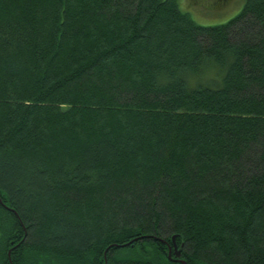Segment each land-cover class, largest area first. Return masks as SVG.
Instances as JSON below:
<instances>
[{
  "label": "trees",
  "instance_id": "trees-1",
  "mask_svg": "<svg viewBox=\"0 0 264 264\" xmlns=\"http://www.w3.org/2000/svg\"><path fill=\"white\" fill-rule=\"evenodd\" d=\"M176 246L264 264V0L214 26L179 0H0V264Z\"/></svg>",
  "mask_w": 264,
  "mask_h": 264
},
{
  "label": "rangeland",
  "instance_id": "rangeland-1",
  "mask_svg": "<svg viewBox=\"0 0 264 264\" xmlns=\"http://www.w3.org/2000/svg\"><path fill=\"white\" fill-rule=\"evenodd\" d=\"M246 0H179L184 12H188L193 20L203 26H214L227 23L237 16Z\"/></svg>",
  "mask_w": 264,
  "mask_h": 264
},
{
  "label": "water",
  "instance_id": "water-1",
  "mask_svg": "<svg viewBox=\"0 0 264 264\" xmlns=\"http://www.w3.org/2000/svg\"><path fill=\"white\" fill-rule=\"evenodd\" d=\"M174 239H175V237H174ZM176 256H177L176 260H178L182 264H186V261L182 259V252L178 246H176Z\"/></svg>",
  "mask_w": 264,
  "mask_h": 264
}]
</instances>
